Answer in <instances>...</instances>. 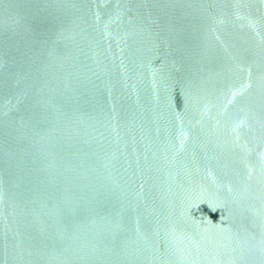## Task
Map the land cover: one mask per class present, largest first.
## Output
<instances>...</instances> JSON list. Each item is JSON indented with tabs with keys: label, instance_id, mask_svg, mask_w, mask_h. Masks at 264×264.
<instances>
[{
	"label": "water",
	"instance_id": "95a60500",
	"mask_svg": "<svg viewBox=\"0 0 264 264\" xmlns=\"http://www.w3.org/2000/svg\"><path fill=\"white\" fill-rule=\"evenodd\" d=\"M0 264H264V0H0Z\"/></svg>",
	"mask_w": 264,
	"mask_h": 264
}]
</instances>
